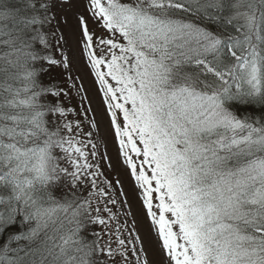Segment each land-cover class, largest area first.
I'll return each mask as SVG.
<instances>
[{"label":"snow or ice","instance_id":"obj_1","mask_svg":"<svg viewBox=\"0 0 264 264\" xmlns=\"http://www.w3.org/2000/svg\"><path fill=\"white\" fill-rule=\"evenodd\" d=\"M78 3L0 0V264H264V0Z\"/></svg>","mask_w":264,"mask_h":264},{"label":"rangeland","instance_id":"obj_2","mask_svg":"<svg viewBox=\"0 0 264 264\" xmlns=\"http://www.w3.org/2000/svg\"><path fill=\"white\" fill-rule=\"evenodd\" d=\"M86 3V0H79V3L76 5V7L72 10V12H83L84 10V4ZM73 24L75 23V20L73 18L72 20ZM75 42L73 41V47H75ZM55 72H58V69H54ZM74 74H76L74 72ZM79 74L84 75V82L85 86L89 89V100L84 101V105L88 106L89 103L91 104L92 109H94V112H90L89 114L96 115L97 121L100 125L98 130H94L95 139L97 138V135L99 137L106 138V141L103 143H100L99 149L100 152L104 153L107 156H111L113 159H115L119 147V141L118 139H115L112 135V130L109 127V117L104 113V108H106V105L103 102V93L98 92L97 89L99 88L98 83H93L94 77H89L86 75V69L84 68V61L82 60L79 65ZM80 81H78L79 83ZM104 164L108 163L107 158L103 161ZM121 172L124 173L122 175V179L124 180V190L128 193H133V181L127 176L126 169H121ZM132 205H133V211L137 214L142 215L144 209L142 208V205L140 204L139 200L132 199ZM148 222L147 220L143 221L142 228L145 232H147Z\"/></svg>","mask_w":264,"mask_h":264},{"label":"trees","instance_id":"obj_3","mask_svg":"<svg viewBox=\"0 0 264 264\" xmlns=\"http://www.w3.org/2000/svg\"><path fill=\"white\" fill-rule=\"evenodd\" d=\"M43 80L45 81V83H48L50 81H55L56 83L61 84V86H65L63 84V77L61 76L60 71L58 72H55L54 70L50 71L49 73L43 76ZM72 95L74 97V99H72L71 101L72 106L79 108L80 97L75 95L74 90H73ZM237 111L239 112L241 116L252 115V116L259 118L260 116L264 115V111L261 110V107L259 105H247V106L240 105V106H237ZM85 131H87L86 127H85ZM93 133H94V130H93ZM93 139H95V134L93 135ZM5 238L6 237L0 238V244L3 243V240Z\"/></svg>","mask_w":264,"mask_h":264}]
</instances>
